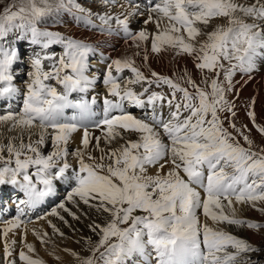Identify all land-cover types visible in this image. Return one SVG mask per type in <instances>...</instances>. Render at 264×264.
Instances as JSON below:
<instances>
[{
	"label": "snow or ice",
	"instance_id": "1",
	"mask_svg": "<svg viewBox=\"0 0 264 264\" xmlns=\"http://www.w3.org/2000/svg\"><path fill=\"white\" fill-rule=\"evenodd\" d=\"M103 3L110 7L116 0ZM144 7V24L156 26L152 33L130 29L132 17L145 15L134 0H128V9L120 14L93 13L77 0H12L0 11V41L19 32L42 50L57 43L63 46L59 59L41 53L32 58L22 107L19 112L0 115V126L9 131L20 129L18 144L12 138L7 144L0 143V186L10 185L23 194L12 201L17 214L0 229L5 264H16L9 259L15 244V240L9 241V233L21 224L27 230L31 221L25 217L54 194L55 181L74 182L75 186L48 215L63 220V210L79 219L68 203L77 209L83 203L100 215L107 214L104 223L88 225L99 237L94 246L86 247L90 255L71 252L79 264H127L134 255L142 257L143 264L153 260L155 264H250L247 254L259 251L242 238L207 222L201 224L198 213L202 210L206 221L217 225L264 227L236 216V204L264 212V207H257L264 204V148L253 150V141L245 134L252 129L236 127L235 104L227 99L234 76L242 73L251 79L257 59L264 58V0H146ZM61 12L79 13L78 21L101 33L123 32L137 49L134 55H140L139 50L150 43L152 53L171 50L177 56L186 55L197 70L211 75L202 77L203 87L187 70L179 77L184 84L155 71L150 79L132 57L113 59L103 79L107 89L103 116L93 120L95 97L90 102L69 99L71 93H87L95 83L86 75L93 46L39 27ZM94 15L99 26L92 23ZM218 18L226 23L212 27ZM143 58L148 59L146 49ZM18 59L17 47L0 43V100L11 99L18 92L13 71ZM47 60L53 63L45 71ZM113 68L117 74L130 69L134 78L121 88V77L113 75ZM138 83L147 85L140 93L128 87ZM153 85L166 86L169 92L152 91ZM254 104L253 97L247 116L264 137V126L256 123ZM126 105L147 106L151 115L134 116L125 111ZM67 108L76 113L66 117ZM222 113L230 115L222 117ZM33 128L40 130L37 139H33L37 135ZM81 128L80 147L69 153L72 134ZM90 128L99 129L102 135L93 136ZM46 139L52 145L47 154L43 152ZM101 140L109 147L101 148ZM113 143L117 146L111 147ZM94 151L101 155L95 156ZM70 155L76 160L75 167L69 163ZM3 211L0 204V213ZM49 226L63 235L51 221ZM33 232L45 242L46 232ZM92 243L85 239L86 245ZM25 247L29 253L35 251L32 244L25 243ZM18 255L23 264H44L23 250Z\"/></svg>",
	"mask_w": 264,
	"mask_h": 264
},
{
	"label": "bare ground",
	"instance_id": "2",
	"mask_svg": "<svg viewBox=\"0 0 264 264\" xmlns=\"http://www.w3.org/2000/svg\"><path fill=\"white\" fill-rule=\"evenodd\" d=\"M145 2H146V0H145ZM144 5L145 4H143V6H142V4H141V10L144 11L145 14H147V11H146ZM138 16H140V15H137L136 17H138ZM143 16L145 17V15H143ZM136 17H132L131 20H130V29L132 31H138V30H141V29H145L148 33H152V32H154L156 30V26H155L154 23H148L147 25L142 24V25H139L138 26V21L137 20H133ZM145 18L147 19V16ZM132 22H135V23H132ZM214 22L217 23V21H215V20H214ZM136 23H137V25H136ZM202 26L203 25H201V27ZM113 28H115V26H113ZM64 29L67 31V33H72V31H74V33L80 39H82V40L89 39L90 41H92L95 44V48L93 47L95 51H94L93 54H91L89 56V59L91 60L92 58H95V55L99 56V58H97V59L95 58L94 59V61L95 60L98 61L97 63H94V61H93V64L95 66H94V70L92 71V73L90 71L92 68L90 67V64L88 63V70H87L86 75L90 79H94V78H96V79L100 78L101 79V73L99 71H98V73H96V70H98L100 68V66H102V70L104 68V71L106 72L107 67H108V64H110L113 59L128 57V53H126V51H128L130 54L131 53L134 54V53L137 52V49L134 46H132L131 41H126L125 36H124V33L123 32H120V31H113L112 33H100V34H98V33H95L93 31L92 32H90V31L81 32L80 29L77 30V29L70 28V27L69 28H64ZM85 29L86 30H92V29H88V27H85ZM93 30H96V31L100 32L98 29H93ZM18 34L19 35H17L18 37H17L16 42L19 41L18 43H22L24 41L23 40L24 37L21 38V34L20 33H18ZM97 35H99V36H97ZM28 38L29 37H27V39ZM72 38L73 39H76V40H80L77 37H72ZM111 40H112V44L109 43V41H111ZM14 45L15 46H20L21 44H18L17 45L15 43ZM38 47H39L38 50L40 52H45L47 50V49L42 50L40 48V46H38ZM53 49L55 50L56 53H57L58 50H60V53L63 52V48H61L59 46H56ZM128 49H130V50H128ZM139 51L143 55L144 54V51H145L144 46ZM21 54H23L22 51H21V53H19V55L21 56ZM159 54L162 55V57H163V59H161V62L165 65L164 66L165 68H168L167 65H168L170 59L171 60L173 59L176 65H183V66H189L190 65V60H189L188 56L187 57H182V56H186V55H181V56L173 57L174 56V53L172 51H170V50H166L164 52L161 51V53H159ZM55 55H61V54H52V56H55ZM101 55H103V56L100 57ZM153 56H154V53H153V55H151L149 57L153 58ZM21 58H23L24 61L26 62L24 56H21ZM56 59H59V58L57 57ZM89 59H88V61H89ZM30 60H32V59H30ZM263 61H264V58H258L257 59V68L251 74V76H252L251 79H248V76L245 75V74L242 75V81H244V80L245 81H248L247 85L246 86H243L244 95H246L248 97H254L255 100L257 101L258 107H259L258 100L262 101V103L264 102V93L262 92V88H264V62ZM150 62L153 63L154 60L153 59H150ZM159 67H160V64H159L158 68ZM155 69L158 70L156 67H155ZM44 70L45 71L48 70V67H47V64L46 63H44ZM140 71L142 72V70H140ZM16 74H17V76L20 75L21 74V71L16 72ZM104 74H103V79H104ZM113 75L116 76V75H119V74H113ZM237 75H238V73L233 78V85H236V86L240 82V80L238 79ZM119 76L121 77V79H119L118 82L120 83L121 88H123L125 86V84H126V83L125 84L122 83L123 82L122 80L125 79V75L124 76L123 75H119ZM131 76H133V78H134V74L133 75H130L128 78H130ZM103 79L100 80L101 85H102L101 86L102 88H100V91H96L95 85H92L91 86L92 87V91L95 90V92H92L91 90L88 91L87 93H75L74 92V93H71L70 96H69V99L72 100V101H76V100L83 99V100H87L89 102L92 100L93 97H95L96 104L91 105V110H92V112L94 114L92 116V119L93 120L100 119L103 116V107H104L103 100L105 98L106 91H107L106 86L103 83ZM128 80H130V79H127V78L125 79L126 82ZM53 82L54 83L52 85H55V81L54 80H53ZM131 86H135V85L134 84H131V85L129 84L128 87H131ZM16 87L18 88V92L15 95V97H13L11 99H5L4 102H2L0 104V106H4V108H3V111L4 112H2L0 115L6 114V112H7L6 108H10V110H12V111L19 112L20 108L22 107V106L18 107V105L19 104H22L23 105V95H22V93L25 90V87L26 86H23V87L19 88L16 85ZM57 87H59V86H57ZM96 87H98V86H96ZM101 89H104V91H101ZM141 91L142 90L138 91L137 93H140ZM76 94L77 95H80L81 94L82 97L81 98L76 97ZM1 101H3V100H0V102ZM126 107H132V105H126ZM147 111H149V109L146 106L143 109V115L142 116H144ZM75 113H76V110L73 109V108H67V109H65V116L66 117H71ZM158 114H159V109H158ZM163 114H164L165 118H167V116H168V108L167 107H165L163 109ZM150 115H151V112H150ZM16 130H20V129H13V130L9 131L7 126H0V133H2V132H12V135L10 137H7V136H9L11 133L6 134L5 138H1V136H0V140L3 143H7L8 140H9V138H14L13 141H15L16 144H18L19 143V139L16 138L15 136L16 135L19 136L20 131L17 132ZM31 131L33 133H35V134H38L40 130L38 128H33ZM90 131H91V133H92L93 136H101L102 135V133H101V131L99 129L90 128ZM82 134H83V129L82 128L79 129L77 132H75V133L72 134V137H71V140H70L69 143L72 144V146H74V148L72 147L74 150H76L78 147H80V140H81ZM25 136L28 137L27 130L24 131L23 138ZM35 137H36V135L33 136V139H35ZM134 138L135 137H133V139ZM92 143L95 144V141L93 140ZM100 146H101V148H107V147H109L103 140H101ZM116 146H117L116 143H113L111 145V147H116ZM51 150H52L51 140L50 139H46V147L43 149V152L45 154H47ZM93 154L95 156H97V157H99L101 155V153L99 151H94ZM68 158L70 160L71 159L73 160V161H71L69 163H71L75 167L76 166V160H75V158H73L71 155ZM150 171L154 172L155 170L152 169ZM58 183H61L63 185V189L62 190H63L64 194L61 193L60 194L61 197H59V192H58L60 190L56 188V185ZM54 186H55V192H54V194L52 196L46 198L45 202L43 204H41L47 211L49 210V208H50V211H51L52 208L56 207L66 197L67 193L71 190V188L74 187L75 185H74V182L69 183V182H64V181H55L54 182ZM13 190H14V188H13ZM82 204L83 203L80 204V207H81ZM66 206L69 209H71L73 212H75L76 215L79 216V219H73V217L71 215H69L67 212H64L63 210H60V216H63L64 219L61 220L57 216H51L50 215V217L49 218H46L44 220L45 222L42 223V227H41V230L40 231H37V230H35V228H33L35 226V223L34 224H30V225H26V229L27 230H25V225L24 224H21L19 228H17V229L14 230V232L9 233V236H8L9 241L15 240V244L14 245H11L12 251L14 252V248L16 247L15 245L19 243V245H20L19 252L21 250H23V251H25L26 254H28L29 256H31L33 259H40V260H42L44 262V264H51L56 259H62V261L65 262V261H68L69 259H71L72 257H74L73 255H71V252H75V253H78V254H80L81 252H83V250L86 247V245H85V239L86 238L87 239H91V238H94V237L97 236L93 232H91L90 229H89V227H88V225L90 224L89 223V219L92 217V221L93 220H96L97 223H101L100 221H103L105 219V216L107 214L100 215V214L96 213L95 209H91L88 206H86V207L82 206L79 209H77L76 207H74L71 203H68ZM39 207L40 206H38V208ZM235 208H236V216L240 217V215H239V209L240 208H243L242 210H245L244 209V206L241 205V204H236L235 205ZM81 211H83L82 214L85 217L83 215H81ZM85 213H87L88 216L85 215ZM8 217L14 218L15 216L14 215L11 216L9 214ZM25 219L27 220L28 218L25 217ZM65 219L69 223L68 228L67 229H63L64 227L63 228H60L63 225ZM201 219H204V221L207 222L208 225L211 222L210 220H207L206 221V218L204 216H201L200 217V220ZM49 221H51V224L55 225L56 228L59 229V232L63 233L62 236L65 237V239H67L66 240L67 246L60 247L59 244H57L56 250L58 251V254L57 255H54V257H53V255H50L48 253L45 254L42 251L41 245L38 244L37 236L33 232V230H35V232L40 233L41 235H43V233L46 232L48 235L45 237V239H47L49 237H52L51 234H54V233H52V227L49 226ZM213 225H217V224H213ZM3 226H4V224H2L0 226V229H2ZM210 227L214 228V226H211V225H210ZM217 227L218 228H221V227L223 228V225L222 226L217 225ZM229 229L230 230H233L234 233L237 234L238 236H241V233H243V231H241V229H238V228H235V227H232V226H230ZM234 229H236V230H234ZM0 241H1L0 242V245L1 246L4 245V237H3L2 234H0ZM25 243L32 244L33 247H34V249H35V251L29 253L28 250H27V248L25 247ZM51 245H52V243H51ZM1 246H0V250H2ZM17 249H18V247H17ZM66 250H68V251H66ZM136 257H137L138 263H142L143 264L142 257H140L139 255H136ZM15 258H19V255L18 254H14L9 259H15ZM17 264H23V262L20 261ZM152 264H155L154 260L152 261Z\"/></svg>",
	"mask_w": 264,
	"mask_h": 264
},
{
	"label": "rangeland",
	"instance_id": "3",
	"mask_svg": "<svg viewBox=\"0 0 264 264\" xmlns=\"http://www.w3.org/2000/svg\"><path fill=\"white\" fill-rule=\"evenodd\" d=\"M11 2H12V0H0V11H2L3 8L6 7L8 4H10ZM134 2H138V3H140V5L142 4V6H143V4H145V0H134ZM249 2H250V0H249ZM77 3H79L82 7L86 8V9H90L91 12L98 13V14H103L105 12H110L111 14H120V13H124V11H126L128 9V7H127L128 6V0H116L115 5H112L110 7H106L104 5V3H103V0H77ZM77 15H79V13L73 12L72 14H69L67 12H61V13L57 14L54 19L50 18L47 23L40 24L39 27L41 28V30L59 32L64 37H71V38L72 37H77L78 39H80V38L74 33V31H72V33H67V31L64 28H69L70 27V28H74V29H77V30L80 29L81 32H84V31L92 32L93 31V32L98 33V34L101 33V32H98L96 30H93V28H91L90 26L86 25L83 21H78L75 18ZM146 16H147V14H145V17ZM134 17H136V16H134ZM145 17L144 16H141V17L138 16V17L134 18L133 20H137L138 21V26H139V25L144 24V21L146 20ZM91 19H92V23L93 24H95L97 26L100 25V21L96 18L95 15ZM215 21H217V23L213 21L212 22V27H214L216 24H224V23H226V21L224 19H222V18L215 19ZM132 23H135V22H132ZM136 25H137V23H136ZM113 26H115V22L114 21H113ZM85 27H88V29H92V30H86ZM208 30H211V29H208ZM17 35H19V34H17ZM97 36H99V35H97ZM21 38H22V36H21ZM14 40H15L14 35L12 33H10L8 35V37H7V40L6 41H0V43H8L10 45H13V41ZM23 40L29 42L30 37L28 39L24 38ZM80 40H82V39H80ZM82 41L92 45L95 48V44L92 41H90L89 39H85V40H82ZM18 42L19 41H17V42L15 41V43L17 45L21 44V43H18ZM109 43L112 44V40L109 41ZM54 45H58L59 47L63 48V46L61 44L57 43V44H54ZM144 49L147 50V55H148L147 61H145L144 58H143L144 54L142 55L140 53V55L137 56V55H134L133 53L130 54L128 51H126V53H128V57H132L134 59L135 66L138 67L140 70H142L143 75L145 77L150 78V79H152V76H151L152 72L155 71L156 73H158L160 75L169 76V77L173 78L174 80H177L179 83L184 84V81L179 79V77L184 76V73L187 70L188 74H190L191 77L198 84H200L201 87H203L204 85L201 83L202 77L204 75H211L209 73H201L199 70H197L193 66V61H192L191 57H188L189 60H190V65L189 66L176 65L174 60L170 59L168 65H167L168 68H165L164 67L165 65L161 62V59H163L162 55H160V54L158 55V54L154 53L153 58L149 57V56L153 55V53L151 52L150 43H145ZM128 50H130V49H128ZM58 51L60 52V50H58ZM20 53H21V50H20ZM37 53L47 54V55H51V56H52V54H57L53 48H51V50L47 49L45 52H40L37 49V50H35L34 56ZM24 55H25V53L21 54V56H24ZM102 56L103 55H101L100 57H102ZM173 57H177V55L174 54ZM182 57H187V56H182ZM95 58L97 59V58H99V56L95 55ZM95 58H92L90 61H88V63L90 64V67L92 68L90 70L91 73L94 70V66L95 65L93 64V61H94ZM150 59H153L154 62L153 63L150 62ZM18 62H19V60H18ZM29 62H31V60ZM51 62H52V60H51ZM97 62H98L97 60L94 61V63H97ZM159 64H160V67L158 68ZM26 65H28V64L26 63ZM17 66H19V65H17ZM155 67L158 70H156ZM101 70H102V66H100V68L98 70H96V73H98V71L100 72ZM14 72L16 73V71H14ZM28 72L29 71H27V73ZM125 72L127 73L126 74V78L131 80L133 78V76H131L132 78L131 77L128 78L129 75L133 74L131 72V70L127 69V70H125ZM27 73L23 72L22 75L24 77H27ZM242 75H243L242 73H238L237 77L240 80V82H239V84L237 86L233 85V91L227 93V99H228L229 102H233L235 104L236 116H235L234 119H235L236 127L240 128L242 125H247V127L249 129H252L251 133L245 132V134L249 135V138L253 141V145H252L253 150L260 151L261 148H264V137H262L256 131V129L253 127L252 122L250 121L249 117L247 116V111L249 110V106L252 103V98L253 97H248V96L244 95L243 86H246L248 81H246V82H245V80L242 81ZM22 81L23 80H20L19 77H18V79L15 81L16 83L15 82L14 83L19 88H21L23 86H26V83H27V81H26L24 83L17 84V83H20ZM52 83H53V81H52ZM122 83L125 84L126 81L124 80ZM94 85H95L96 91H98V90H100V88H102L101 87L102 86L101 82L95 83ZM96 86H98V87H96ZM143 87H147V85L138 83L135 86V88H137L138 90L143 89ZM90 90L92 91V87H90L88 91H90ZM151 90L152 91H156V92H160V93H168L169 92V89L166 86H161V87L157 88L155 85H153ZM101 91H104V89H101ZM92 92H95V90L92 91ZM262 92L264 93V88H262ZM76 96H77V94H76ZM144 98H146V97H144ZM258 102H259V107H258V104H257L256 100H255V104H254V111L256 113V123L258 125L264 126V102L262 103V101H260V100H258ZM134 108H135L134 106L125 107V111L131 113L134 116L143 117L142 116L143 113H141L142 112L141 110H143V109L138 110V109H134ZM1 113H2V111L0 110V114ZM146 113L150 116V112L149 111H147ZM221 115L223 117V116H229L230 114L222 113ZM224 126L226 128L228 127V121L227 120H225ZM16 131L19 132L20 130H16ZM49 131H51V130L49 129ZM229 131H232V129L229 128ZM8 133H11L9 136H7V137H10L12 135V132H2V133H0L1 138H5L6 134H8ZM15 137L17 138L18 136L16 135ZM37 138H38V134L36 135L35 139H37ZM23 139H24L25 143L28 142L27 141L28 140L27 136H25ZM238 139L240 140L241 144H244V141H243V139L241 137H238ZM12 140H14V138H12ZM0 143H3V142L1 141ZM13 143H16V142L13 141ZM3 144H7V143H3ZM69 144H68V151H69V153H71V152H73L75 150L73 149L74 146H72V144H70V145ZM244 146L247 147L246 144ZM5 155H7V154L5 153ZM68 160H70V159L68 158ZM71 161H73V160L71 159L69 162H71ZM56 188L60 190L58 192H59V197H61L60 194L61 193L64 194V192L62 190L63 189V185L61 183H58L56 185ZM9 190L11 192H18L19 195L23 196V194L21 192L17 191L15 188L13 190V187L10 186V185L0 186V193L2 191H9ZM14 196H15L14 193H10V192H4V193H2L0 195V204H2L3 208H4V211L2 213H0V226L3 224L4 221H8V220L12 219V217H8L9 214L10 215H15L16 214V206H15V204L12 201L15 198H17V197H14ZM19 198H23V197L20 196ZM82 206L86 207V205H84V204H82L81 207ZM243 206H244L245 210H242L243 208L239 209L240 217L237 216L238 218L245 219V220L252 221V222H256V223H258L260 225H264V212L258 211V210H256V208H253L251 205H248V204H243ZM257 207H264V204H259ZM35 209H33L31 211V212L34 211L33 213H30V216H33V218H31L30 216H27V218H28L27 220H30L31 222L27 223L26 225H30V224H34L35 223V226L33 228H35V230H37V231H40L41 227H42V223L45 222L44 220L46 218L50 217V215H47L49 213V211H50V208H49L48 211L46 209H44V208H40L38 210H35ZM82 212L83 211H81V215H83ZM201 212H202V210L198 213L199 217L203 216V213H201ZM38 217H44V218L40 219ZM65 221H67V220L65 219ZM65 221H64V223H65ZM93 221H96V220H93ZM91 222H92V217L89 219V223H91ZM100 222L104 223L105 219L103 221H100ZM200 222H201V224L205 223L204 219H201ZM64 223H63V225L60 228L64 227L63 229H67L69 223H68V221H67V223H65V224ZM210 225L214 226V229H216V230H220L222 228V227L218 228L217 225H213V223H211V222L209 223V226ZM219 225L220 226L223 225V228H222L223 231H225L227 233H231V234H233V235H235V236H237L239 238H242V239L246 240L252 246H254V247L259 249V251L255 252V253H249V255L247 254L248 256L251 257L250 264H264V227H261L259 229H250L247 226H238L237 227L235 225H228L226 223L225 224H219ZM230 226L238 228V229H241V231H243L244 234L241 233V236H238L237 234L234 233L233 230L229 229ZM234 230H236V229H234ZM52 233H54V234H51L52 237H49L47 239L44 238L45 239L44 243H41V241H39V239H38V244L41 245L42 251L45 254L48 253L50 255H53V257H54V255L58 254V251L56 250L57 244H59L60 247H65V246H67V242H66L67 239H65V237H63L62 235H59V234L53 232V229H52ZM98 239H99L98 236H96L94 238H91L90 240L93 243L90 244V245H86L85 244L86 247L94 246V243L96 241H98ZM51 243H52V245H51ZM15 246L16 247L14 248L13 255L14 254H18L19 253V249H20L19 243L16 244ZM17 247H18V249H17ZM86 247L83 250V252H81L79 254L80 256L85 257V256L90 255V253L88 251H86ZM1 248H2V250H0V264H5L4 256H3L4 245H2ZM149 251H151V250L149 249ZM14 260L16 261V264L20 262L19 258H15ZM131 260L134 262V264H142V263H138L136 255L133 256L132 258L128 259L127 260V264H132ZM51 264H79V262L76 259V257H72L71 259H69L68 261H65V262L62 261V259H56Z\"/></svg>",
	"mask_w": 264,
	"mask_h": 264
}]
</instances>
